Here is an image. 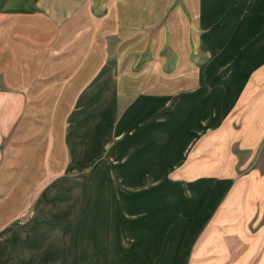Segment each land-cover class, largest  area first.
I'll list each match as a JSON object with an SVG mask.
<instances>
[{
  "label": "rangeland",
  "instance_id": "374dc122",
  "mask_svg": "<svg viewBox=\"0 0 264 264\" xmlns=\"http://www.w3.org/2000/svg\"><path fill=\"white\" fill-rule=\"evenodd\" d=\"M181 4L186 8L182 0H174L169 9ZM212 4L206 2L205 9L209 10ZM203 18L197 22L198 26L183 10L185 29L176 41L171 28H166L167 18L157 26L147 27L142 38L134 39L138 34L129 33L128 44L122 31L118 32L119 36L108 34L101 38L106 42V61L100 71L108 61L115 64L120 56L123 61L120 89L125 94L113 98L109 132L104 137L100 135L99 141L103 144L94 160L75 163L77 135L72 133L77 127L74 121L70 122L72 118L67 120L68 160L59 176L42 179V188H39L42 193L35 201H48L49 196L51 201L69 205L99 203L109 210L114 207L115 212H121L123 207L144 205L130 211L135 218L146 208L156 207L162 215L159 225L153 228L161 240L158 248L161 256L155 258L157 264H162L166 254L175 248L180 259L174 258L176 264H264V217L262 214L255 218L249 192L253 184L250 172L256 168L264 172V136L256 146L248 144L249 138L245 135L248 130H244L248 115L245 107L240 108V94L249 82L242 78L238 94L229 100L235 72L231 55L235 51L233 47L228 49L225 54L231 57L219 63L222 51L214 37L217 36L215 29L210 34L215 48L208 52L200 49L199 43H206L209 37L203 31L206 29L200 27L205 23ZM138 42H142L141 46ZM123 46L124 52L119 54ZM260 87H264L263 81ZM10 88L13 92L0 97V106L6 112L23 106L26 112L30 111L36 99L30 98V87L22 89L23 96H20L14 81H0V90ZM106 96L107 93L101 100L102 105ZM47 101H50L48 105L58 102L57 99ZM207 107L209 110L205 113ZM11 116L8 113V120ZM7 141L6 145H0V205L7 214L6 222L0 226V264H15L18 250L14 243L21 230L18 227L31 212L30 161L15 155L13 151L18 148L9 143V138ZM85 144L83 155L88 153ZM173 147L178 153L170 157ZM178 194L183 198L181 201ZM196 201L203 202L198 209L205 202L211 205L199 220L194 219L198 209L194 211L192 224L189 216L193 206L198 205ZM164 202H171L165 210L159 206ZM181 202L193 206L184 211ZM179 205L182 210L177 209ZM139 220L143 225L139 227L143 229L142 235L153 227V220L148 217ZM121 229L114 226L118 241L115 248L123 254V247L132 248L134 240L120 237ZM8 232L10 235H6Z\"/></svg>",
  "mask_w": 264,
  "mask_h": 264
},
{
  "label": "crops",
  "instance_id": "0c3cea01",
  "mask_svg": "<svg viewBox=\"0 0 264 264\" xmlns=\"http://www.w3.org/2000/svg\"><path fill=\"white\" fill-rule=\"evenodd\" d=\"M173 1L0 0V81H14L20 96H23L22 89L30 87V98H36L27 112L24 106L9 112L0 106V145H6L9 138V143L18 148L13 153L30 161L31 214L18 227L21 230L14 243L15 250H18L15 264H157L155 258L161 256L158 253L161 240L153 230L162 217L156 207H145L146 211L139 213L140 217L153 220V227L144 230L146 233L142 235L140 217L135 218L136 215L130 211L144 205L123 207L121 212H115L114 207L109 210L100 207L99 203L69 205L51 201L49 196L46 197L48 201H35L42 193L39 191L42 179L59 176L66 165V122L69 118L77 127V131L72 133L77 135L74 138L77 144L75 163L94 160L103 144L99 141L100 135L104 137L109 132L113 98L125 94V91L120 89V64L123 62L120 56L115 64L108 61L100 71L106 61V42L101 38L108 34L115 37L122 31L128 44L131 39L126 35L135 33L138 35L134 39L142 38L148 31L147 27L157 26L167 18L166 28H171L176 41L177 35L185 29L183 10L194 23L203 16L205 23L200 27L206 29L203 31L209 37L206 43H199L200 49L208 52L215 48L216 43L211 45L213 37L210 35L215 29L217 36L214 37L222 51L219 63L221 59L234 57L235 72L230 82L233 91L230 97L227 95L229 100L238 94L242 78L249 82L248 88L240 94V108L245 107L248 115L244 121L248 144L254 147L264 136V87H260V82H264V0H182L186 8L183 9L181 4L169 9ZM206 2L213 3L209 10L205 9ZM138 44L141 46L142 42ZM124 47L119 48V54ZM230 48L235 53L226 56L225 52ZM244 51L246 53L243 54ZM102 82L107 83L103 86ZM12 92V88L0 90L3 94L0 97ZM105 93L106 101L102 105ZM48 99H57L58 102L48 105ZM208 110L207 107L205 113ZM8 113L12 115L9 120ZM99 113H103L101 117ZM84 144L88 151L85 155L82 154ZM175 153L178 150L173 147L170 157ZM250 177L253 184L249 192L256 210L255 218L262 214L264 217V172L259 168L253 169ZM178 195L181 201L183 198ZM202 203L196 201L197 206L180 203L186 209L184 211L193 206L189 216L192 224V213ZM170 204L164 202L159 206L165 210ZM210 205V202H205L204 209L199 208L194 219L199 220ZM67 209L72 210L71 213H67ZM177 209L182 210V207L179 205ZM261 210L263 213L260 214ZM137 219L136 224H130ZM6 220L7 214L0 205V226ZM114 226L122 227L120 237L134 240L129 242L132 248L125 250L123 247V254L115 248L118 241L115 240ZM187 231L185 228L184 233ZM175 250L166 254L162 264H167L169 259V264L180 260ZM148 259L151 261L147 262Z\"/></svg>",
  "mask_w": 264,
  "mask_h": 264
},
{
  "label": "built area",
  "instance_id": "2783aa9c",
  "mask_svg": "<svg viewBox=\"0 0 264 264\" xmlns=\"http://www.w3.org/2000/svg\"><path fill=\"white\" fill-rule=\"evenodd\" d=\"M30 214H31V212H30Z\"/></svg>",
  "mask_w": 264,
  "mask_h": 264
}]
</instances>
